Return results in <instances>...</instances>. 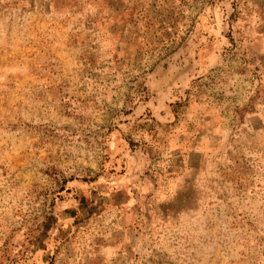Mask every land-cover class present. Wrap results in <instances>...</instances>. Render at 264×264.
I'll return each mask as SVG.
<instances>
[{
	"label": "rangeland",
	"instance_id": "1",
	"mask_svg": "<svg viewBox=\"0 0 264 264\" xmlns=\"http://www.w3.org/2000/svg\"><path fill=\"white\" fill-rule=\"evenodd\" d=\"M0 264H264V0H0Z\"/></svg>",
	"mask_w": 264,
	"mask_h": 264
}]
</instances>
